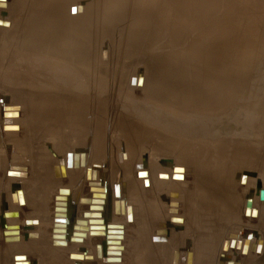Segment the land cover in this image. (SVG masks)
<instances>
[{
    "label": "bare ground",
    "instance_id": "6f19581e",
    "mask_svg": "<svg viewBox=\"0 0 264 264\" xmlns=\"http://www.w3.org/2000/svg\"><path fill=\"white\" fill-rule=\"evenodd\" d=\"M69 1L41 0L42 8L31 12L24 29V34L29 38V46L26 48L32 49L30 51L31 59H28V63L24 57H19L20 64L16 65L15 68L19 66L27 68L26 66L29 65L30 70L34 72L36 77L31 74L28 82L20 76L21 71H16L10 75L6 73L2 88H0L4 92H8V94L2 96L3 102L0 100V136H2L1 128L3 127L6 129L3 136L12 141L10 146L5 144L7 149L6 152L4 150L5 159L0 156V178L2 176L5 180L3 181L5 185L0 183L4 188L0 192V224H6L5 228L0 225V228L4 230L0 229V235L2 234L3 239H1L3 242L8 241L5 247H3V244L1 245L2 242L0 243V249L4 248L0 250V264H9L10 261L11 264H33L34 260L27 258L25 252H30L34 257H38L37 264H122L124 253L122 247L124 246L122 243L124 237L122 235L125 228L122 220L124 218L125 221H128V219L134 221L136 217L140 219H138L139 224L136 223L137 228L140 230V237L137 241L138 246H136L137 252L143 251L139 250L141 243L146 249L145 251L148 252V257H146L150 261L148 264H157L155 262L156 254L155 252L152 253L155 250L153 248L157 247L164 259V263H160L172 264L175 252H178L177 247L179 248L175 245L178 236L172 239L171 237L155 238V236H148L147 232L150 226L147 220L150 217L153 218V215L157 212V208L151 203L152 199L150 197L158 190L163 191L164 189H167V196L162 195L161 199L165 204V208L163 206L161 208L164 211L167 209L166 212L169 215L167 221H160L157 225L160 227L155 228L154 231L161 234L160 236H165L169 230L168 225L177 226L175 229H178L180 225L185 227L184 225L190 226L191 224L196 228L194 226H191L194 228L189 226L185 228L188 232L192 229L190 232L195 231L196 236L198 235L194 237L197 239V241L195 240L197 244H193L195 253L188 250H184L182 253L183 249L177 253L179 264H234L230 260V256H227V252H233L231 250H235V248L237 250L240 248L238 253L259 252L260 254L254 253L256 259L251 260L252 263L250 264H264V242L261 240L262 236H258V233L261 235V232L257 229L248 228L245 224L240 226L237 232L230 231L228 233L229 238L221 240V248L224 252H227L220 253L222 251L220 249L221 251L217 253V250H213L217 242L213 237L214 232H217L216 230L213 231L215 226H212L211 229L210 225L209 229L203 227L206 224H222V222H219L220 220L212 221L209 216L212 212L218 211L216 206L219 207V210H223L222 212L227 210L231 215H238L239 207L236 204H238L237 202L241 197L235 187L237 184H250L249 174L243 170L259 169L261 165H257L258 161L264 158V91L262 93L263 98L260 97L261 93L259 95H252V91L251 94L247 92V95L242 93V88L245 87H243V82H247L244 79L248 78V71L251 70L250 66L260 55L257 48H264V0H241L243 5L238 6L240 7L237 12V14L240 12L239 16L235 17V13L234 19L232 17L228 18L226 21H221L220 24L217 23V20L215 22L212 16L209 21H206L204 3L200 6V3L197 4V1L194 2V0H177L178 4L173 5L175 9L173 6L168 8L166 0H162L161 5H159L161 0H140L142 9L147 5L146 10L148 12L138 22L139 26L135 25L137 31L134 40H132L134 48L139 43L136 38L143 36V33L139 30L152 28V21L157 22V25L155 31L150 30V33H154V36L159 35L157 28L161 26L160 19L162 17L167 19L164 29L159 28L160 32L164 31L165 28L167 29L168 24H171L172 34L180 36L179 34L189 30L192 26L202 25L204 26L203 30L197 36L199 39L206 36L207 40L194 43V48L198 49L197 52L188 50L183 56H178L175 53L165 54L167 56H164L165 58H155L153 56L146 58L145 64L148 70L143 72L148 71L149 76L143 75V82L140 83L143 89L142 95L140 97L127 96L123 99L124 104L118 108L119 111L115 114L112 126L114 133H111V139L113 138L112 140L117 142L116 146L112 145L113 142L108 143L107 146L103 144L104 121L107 122L105 125L111 131L109 127L111 122L108 120L112 115L110 111L103 110L102 106L97 108L95 105L97 101L95 102L94 97L90 100V105L88 104L89 99H91L90 96L89 98L87 96L81 97L82 99H79L80 96L77 97L78 99L74 97L75 100H72L70 94L75 92L77 88L74 90L71 86L78 83V81L75 80L72 84L67 81L71 86L68 83L65 84L68 79L74 81L73 74L77 72L81 74L93 66H90L89 51L85 47V43H83L81 36H78L79 33L86 34L88 32L87 13L90 11L89 4L87 5L84 2L83 5V0L74 2L71 0V3ZM2 3L4 2L2 1ZM115 5V1L110 0L107 10L114 8ZM232 5L234 6V4ZM173 9L175 13L172 16L171 10ZM194 12L198 14L201 12L205 16L203 19L202 17L199 18L198 15H194ZM175 27L183 30H178ZM82 37L85 40V36L82 35ZM172 39L174 38L172 37ZM79 43L82 44V50L77 46ZM4 46L2 47L4 48ZM147 47L149 48L148 45ZM26 48L17 50V53L24 55L27 52ZM21 58L24 59L21 60ZM92 68L96 69L95 67ZM16 69L22 70V68ZM103 72L105 71L103 70ZM81 75L82 77H80L83 80L85 77H83V74ZM63 78L66 79L65 83ZM104 80L106 81V79ZM140 81V78H138V84ZM87 82L89 83V81ZM91 83L90 85H92ZM104 83L101 82V85ZM101 85L98 87H101ZM82 86L80 90H82ZM59 90L63 91L64 96L62 97L64 98H62L61 103L58 102L61 105L58 104L56 107L55 102L58 99L59 94L57 92ZM98 91L100 90L98 89ZM44 93L45 95L48 93L55 94V101L52 98L54 95L51 98L48 95L47 97L43 96L44 108L42 107L43 109L40 112L34 111V109L36 110L35 107L40 104L41 96ZM7 95L10 96L9 100L14 102L25 100V106L30 109L26 118L18 111V113L15 111L16 115L9 116L7 114L8 116H6L3 114L5 117L2 118L1 111L8 109L9 107L5 105L11 103H5L8 99ZM113 97L115 96L113 95ZM99 103L101 104V102ZM125 103H128V106ZM9 114L11 113L9 112ZM2 120L3 122H1ZM19 121L25 123L24 136H21V138L38 142V140L49 136L53 141L52 143H55L54 146L57 151L60 152L62 149V151H65V155H56V166L53 169H51L52 165L48 167L46 163L40 167H31L32 172L30 171V173L32 176L29 177L33 185L31 188L27 186L28 183L21 187L12 181L16 178L23 179L29 176V170L25 164H21L23 162L19 163L15 159L16 157H12L16 154V148L18 149L14 140H18L16 137L20 135L19 133L16 136L20 128ZM231 122L237 123V130L236 127L230 124ZM72 124L79 127L75 128ZM58 130H62V132L58 133ZM26 132L28 133L25 134ZM87 133L91 134L90 141H88L90 144L87 145L89 146L88 151L84 148L86 152L82 159V149L79 152V150L76 151L77 149L68 150V147L71 142H74L72 140L86 138ZM252 135L255 138H252ZM63 138L65 140L64 144L68 147L62 145ZM2 140L3 138L0 137V142ZM152 141L154 142L153 145L151 144ZM147 147L151 153L149 167H146L148 165H146L143 158L141 161L142 167L136 168L137 164L139 165L138 157L140 153ZM9 150L12 153L10 155ZM23 150L26 152V146ZM87 152L90 155L86 154ZM158 158L167 161L161 162L165 163L164 165L157 164ZM257 158L258 160L253 161ZM13 159L14 161L10 163ZM38 159L42 160L40 157ZM1 160H4V163H1ZM90 161L96 162L95 164L98 166L93 163L90 164V180L93 181L87 187L88 198L82 199L81 196L76 197L75 192L84 183V179L80 180L79 178L85 173H89L87 166ZM114 168H116V171L111 182L113 187L111 192V186H108L110 185V179L107 170ZM187 171L193 173V181L189 186H187L189 184L187 182ZM50 176L51 179L53 177V180L56 181L54 182L56 185L58 183L56 189L61 188L51 196L50 203L54 207V203L59 202L61 207L57 215H53L54 212L51 208V226L47 237L43 228L36 225L42 230L40 233L34 226L35 223L39 224L41 222L40 224H43L47 220V213L45 215L42 209L38 210L42 208L43 202L40 206L36 199L28 196V191L35 192L38 201L43 200V182L45 183V180L48 182ZM64 176H67V179L71 176L72 180L69 179V182L73 185L69 191L67 189L63 190L65 187L59 185L60 181L64 180L62 179ZM236 176H238V179L235 178ZM143 186H149V190L147 191ZM217 187H224L226 190L218 192L216 191ZM251 191L252 189L248 190L243 202L242 216L246 218V222H251L252 219L256 218L264 223V186L262 188L257 187L256 191L253 190V197L248 201ZM125 195L127 197L126 201L121 198ZM256 197L263 202L261 207L257 206ZM177 198H181L184 202L183 205L187 209V214L190 215V217L186 215L187 219L182 218L183 215L181 216L179 212H177L178 214L169 213L171 208L177 206ZM90 200L94 202H89ZM24 203H26V206L37 203L38 206H34L33 209L38 210V213L35 212L36 216L34 214L32 217H28L27 224H32L30 226L33 229H30V232L26 230L25 234L22 235L18 220L21 217L19 206L24 205ZM179 204L182 205L180 202ZM91 205L97 208L90 210ZM10 206L11 208H9ZM82 206H85V211H80ZM246 206L255 208L256 212L247 214ZM13 211H16L17 214H12ZM89 212L97 214V216H88ZM37 214L39 215L37 216ZM72 214L74 215V222L71 221ZM120 216H123V218L118 221ZM180 217L183 219L182 223H179ZM225 218L229 220L232 216L228 217L229 219ZM103 221H106V228L110 232H102ZM167 222L168 225H166ZM230 222L226 221L227 224H231ZM46 228L44 229L46 230ZM90 229H97V232L90 234ZM120 229H122L121 233L119 232ZM169 231H171V228ZM188 232L186 231V233ZM70 233L73 235H70ZM181 235L183 236V234ZM52 236L54 243L51 242ZM107 236H109L111 243L102 244ZM240 236H243V239L239 238ZM259 237L260 241H257ZM47 240H49L51 246L46 243ZM139 240H141L140 243ZM146 240L150 243H147ZM186 243L187 241L184 240L183 246H187ZM70 246H73L74 249L65 254V248L69 249ZM104 252L107 254H104ZM113 257H117L119 260H109ZM143 259L145 260V258ZM245 260L243 263H245ZM136 261V259H133L134 264H138V261Z\"/></svg>",
    "mask_w": 264,
    "mask_h": 264
},
{
    "label": "rangeland",
    "instance_id": "374dc122",
    "mask_svg": "<svg viewBox=\"0 0 264 264\" xmlns=\"http://www.w3.org/2000/svg\"><path fill=\"white\" fill-rule=\"evenodd\" d=\"M2 1L4 3H2ZM5 1L4 0H0V25H1V27H0V88H2V84L4 82V77L6 76V73H8L10 75V74H12V73H14L16 71H21L20 76H22V78H24V80L28 81V82H29L28 78L31 76V74L33 75V77H36V76H34V72L32 70H30L29 65L26 66L27 68H25L24 66L16 67V68H22V70L16 69L15 66L20 64L19 57H24L27 61H28V59H31L30 58V56H31L30 51L32 49L26 48V47L29 46V43H28L29 38L24 34V29H25V26L27 25L28 18L31 16V12L34 11V10H39V8H42L41 4H40L41 0H5ZM72 1L74 2L76 0H72ZM72 1L70 0L69 3H71ZM87 1L88 0H83L82 3H83V5L85 3L87 5L89 4L90 11L87 13V21H88V24H87L88 25V30L87 31L88 32L84 31L85 33L86 32L87 33L86 34L79 33L78 36H81V39H82L83 43H85V47L89 51V57L90 58L92 57L91 59L89 58L90 66L93 65L92 67H95L96 69L90 67L88 69V71H85V72L83 71L81 73V74H83V77H85V78H83V80L81 79L82 75L78 74V72H77V73L73 74L74 81H72L71 79H68V78H67L68 80L63 78L64 79L63 82L65 83V80H66L65 84H67L68 82H71V84H72V83L75 82V80H76V82L78 81V83L72 84V86L70 85V83H68L72 88H74V90H75V88H77L75 90V92H72V94H70V95H72V97H71L72 100H75L74 97L76 99H78L79 96H80L79 99H82L83 97L87 96V98H89V96H90L91 99H89V101H88V104L90 105L89 102H91L90 100H92L93 99L92 97H94V100L96 99L95 102L97 101V103L95 104L97 108L102 106L101 108L103 110L110 111V114H112V115H110L108 120L111 122L110 126H109L111 128V131L108 130L107 126L105 125L107 122L104 121V128H106V129L103 128V144H106L105 146H107L108 143H112L113 142L112 145L114 144L116 146L117 142L112 140L113 138L111 139V137H112L111 133H114L112 131V126H113L115 114H116V112L118 113V111H119L118 108H120V106H122L124 104V100L123 99L127 98V96H129V97H131V96L132 97H134V96L140 97L142 95L143 89H142V86L140 85V83L142 84V82H143L142 81L143 77H144L143 75L149 76L148 75L149 74L148 71L143 72L145 70H148V68L146 69L147 66L145 64L146 58H148L149 56H153L155 58H165L164 56H166L168 54H170V55L171 54H175V53L178 54V56H183L184 53L186 51H188V50H190L191 52H197L198 49L194 48V43H196L198 41L200 42L202 40H207V39H206V36L203 39L200 38L201 40L198 38V36H199L198 33H201V31L203 30V27H204L202 25L201 26H199V25L192 26L189 30L183 32L182 33L183 35L179 34L181 37L178 36V35L175 36V34H172V26H171V24H168L167 29L165 28L164 31L160 32L159 28L161 27L162 30L164 29L165 21L167 19L166 17H162L160 19L161 26H159L157 28L158 31H159V35H155L154 36L153 35L154 33H150V30L155 31L156 25H157V22L152 21V23H151L152 28H146V29L139 30V31H141L143 33V36L140 37V38L138 37L139 40H138V38H136V41L137 42L139 41V43H138V46L136 48H134L133 45H132V40H134L135 32L137 31L135 29L136 28L135 25L139 26L138 22L140 21V19H142L144 17L145 13L148 12L146 10L147 5H145L143 7V9H142V5L140 4V0H113V1H115L116 5L114 6V8L107 10L108 9V2L110 0H90L88 2ZM161 2H162V0L159 2V5H161ZM165 2L168 5V8L169 7L171 8L173 5L178 4L177 0H169V2H168V0H166ZM194 2H196L197 4L199 2L200 6H202V4L204 3L203 6H204L205 13H206V21H209L211 16H212L213 19L215 20V22L217 20V23H219V24L223 20H225V21L228 20V18L232 17L234 19L235 17H238L239 14H240V12L237 14V12H238V10L240 8L238 6H242L243 5V2H241V0H194ZM190 3H193V2H190ZM212 4H214V5H212ZM232 4H234L235 8H234V6ZM173 8L175 9L174 6H173ZM174 9L171 10L172 16L175 13ZM235 13H236V16L234 17ZM194 15L195 16L198 15V17L199 18L202 17V19L205 16L204 14H201V12L199 14L194 12ZM141 25H143V24H141ZM207 25L210 26V24H208V23H207ZM137 28L141 29L140 27H137ZM175 28H177L178 30H183V29H179L178 27H175ZM146 30H148V31H146ZM82 35L85 36V40L83 39ZM171 36L174 39H172ZM4 44H5V46H4ZM81 45L82 44H80V43L77 44V46H78V48L80 50H82ZM147 45L149 46L150 49L147 47ZM2 46H4V48ZM1 47H2V49H1ZM24 48H26V50H27V52L24 55H20V54L17 53V50L24 49ZM151 48H154L155 50L154 49L151 50ZM263 49L264 48H257L258 54H260V55L256 59V61L254 60L255 62L250 66L251 70L248 71L249 72L248 75H247L248 78L244 79V81L247 80L246 83L243 82L245 84V85L243 84V87L244 86L245 87L242 88V93H244V95H247L248 93L251 94V91H252V95L253 94L254 95H256V94L259 95L261 93L260 97L261 98L264 97V96L262 97V93L264 91V87H263L264 86V77H263L264 76V72H263L264 71L263 70L264 69V51H263ZM160 53L164 54V55H161ZM257 55H256V57H257ZM24 58H21V60L24 59ZM94 62H96V63H94ZM28 63H29V61H28ZM99 63H100V65H99ZM96 65H97V67H96ZM252 66H253V68H251ZM99 69H100V72H99ZM93 70H94V72H93ZM95 70H97V71H95ZM103 70L106 73L103 72ZM260 72H262V73H260ZM86 73H87V75H86ZM143 73H145V74H143ZM96 74H97V76H96ZM137 74H139V75L137 76ZM260 74H262V75H260ZM252 75H253V77H252ZM92 77H94V78H92ZM101 77H102V80H101ZM103 77H105V78H103ZM86 78H87V81H89V83L86 81ZM138 78H140V80H141L139 82V84H138ZM92 79H93V81H91ZM94 79H96V80L94 81ZM104 79H106V81ZM252 80H253V82H252ZM100 81L102 83H104V81H105V83H104L105 85L104 84H103L104 86L101 85ZM250 81H251V83H250ZM94 82H96L95 84L97 86L95 84H94V86H92ZM82 83H84V84L87 83V84L84 85ZM90 83L92 85H90ZM257 83H258V85H257ZM246 84H248V85H246ZM100 85H101V87H98ZM81 86H82V90H80ZM84 86H85V88L87 90H84L85 89ZM88 86L89 87L91 86L92 88H89ZM247 86H248V89H247L248 91L246 90ZM101 88H102V92L103 93L101 92ZM91 89L94 90V91H92ZM98 89L100 91H98ZM0 90H1L0 91V100L3 102L2 96L6 95V93L8 94V92H6V91L4 92L2 89H0ZM105 90L107 92H110L111 94L107 93ZM112 90H113V92H112ZM244 90H246V91H244ZM249 90H250V92H249ZM258 90H259V93H258ZM82 91L83 92L85 91L86 93L85 92L83 93ZM97 91L100 94L96 93ZM60 93H61V95H60ZM104 93H105V95H104ZM57 94H59V95H58V97L57 96L56 97L58 99H60V100L55 98V94H53L54 96L52 94H49V93L47 94L48 97L50 96L49 98H51L53 96L52 98H54L53 99L54 101L56 99V102H55L56 103L55 104L56 107L59 104L58 102L60 101V103H61L62 98H64V97H62V96H64L63 91L59 90L57 92ZM47 95H45V93H44L41 96V100L39 102L40 104H38L37 107H35L36 110L34 109V111H39L40 112L44 108V104L42 103V100H43V98L45 96L47 97ZM113 95L116 98L113 97ZM263 95H264V93H263ZM7 96H8V99H7V101L5 103L6 104H8L9 102H11V103H9L8 105H5V106H8L9 108L6 109V110H2L1 111V116L3 114H5L6 116H8V115L10 116L12 114L14 115L15 111L16 112L18 111L21 115H24L23 117L26 118L27 115H28L27 112L30 111V109L27 106H25V100H22L23 102L22 101H19V102L15 101L14 102V101L9 100L10 99L9 95H7ZM98 96H99V98H98ZM109 97H110V99H109ZM20 98H21V96H20ZM100 99L102 101H99ZM106 100H107V102H106ZM1 101H0V105H1ZM99 102H101V104ZM125 104L128 106V103H125ZM59 105H61V104H59ZM109 105H110V108H109ZM19 107H21V108H19ZM103 107H105V108H103ZM103 110L101 112H103ZM8 111L11 114H9ZM4 117L5 116L3 115L2 118H4ZM1 122H3V120ZM18 124H19L20 128H19L18 134L16 136H18L19 133H20V135H19L20 137L18 136V137H16L18 140H14L15 144L18 146V149L16 148L15 156H12V155L11 156L12 157H16L15 159L19 163L23 162L21 164H25L26 168H28V170H29L28 171L29 172L28 173L29 176L28 177H24L25 179L24 178L23 179L16 178V180H12V181H14L15 183L19 184L21 187L24 184L28 183L27 186L31 188V187H33L31 181L29 180V177L31 178V176H32L31 173H30L31 167H33V168L40 167V166H42V165H44L46 163L48 167H50L52 165L51 169H53L56 166V159H57L56 155H59V156L65 155V151H62L63 149L60 152L57 151V149L54 146L55 143H52L53 141L49 138V136L43 138L42 140H38V142L33 141V140L29 141L28 139L25 140L24 138H21V136L22 137L24 136L23 133H24V129H25V123H24V121H19ZM76 124H77V122H76ZM230 124L232 126L236 127L237 123L231 122ZM72 125H74L75 128L79 127V126H76L75 124H72ZM1 129H2L1 130L2 136H0V137H2L3 140H2V142H0V156L3 159H5L4 156H5V152L7 151V149L5 147V144H9V146H10V145H12V141L11 140H7L6 136H3V132L6 129L3 128V127ZM236 130H237V127H236ZM61 132H62V130H58V133H61ZM4 133H6V132H4ZM27 133L28 132H26L25 134H27ZM104 133H105V135H104ZM263 133H264V130H263ZM90 135L91 134L89 133L86 136V138L88 137L87 138L88 140L86 138H76V140H72L74 142L73 143L71 142L69 147L64 144L65 140L63 138L62 139V145L67 146L68 150L69 149H73V150L77 149L76 151L79 150V152H80L81 149H82L81 158L83 159L84 156H85V152L88 151V149H89V146H87V145L90 144V142H88V141H90ZM251 137L253 138L254 135H252ZM8 139H10V138H8ZM22 139H24L25 141L22 140ZM28 141H29V143H28ZM151 144L153 145L154 142L152 141ZM60 145H61V143H60ZM25 146L27 148V150H25L26 152H24V150H23L25 148ZM84 148L86 149V151H85ZM144 149L145 150L142 153H140V155L138 157L139 165L137 164L136 168L142 167L141 161L143 160V158H144V160L146 162V165H148L146 167H149V161L151 159V157H150L151 153L149 152L150 150H149L148 147L144 148ZM4 150H5V152H4ZM10 151L11 150H9V155L11 153ZM83 151H84V153H83ZM86 154H89V153L87 152ZM39 157L42 158V160L38 159ZM263 159L261 161H258L259 163L257 165H261L260 168L258 167L259 169H257V170L256 169L255 170L254 169L253 170L252 169H250V170L247 169L246 171L243 170L244 172L249 174L248 175L250 177L249 180L251 181L250 184H248V185H239V184H237L236 187H235L236 191H238L239 194L237 192L236 193L241 197L238 200V202H237L238 204H236V206L239 207L238 215H233V214L231 215L225 209H224L225 212H222L223 210H219V207L216 206L218 211H216V212L214 211L215 213L212 212V214L209 215V216L211 217L212 221H219L220 220L219 222H222V224H218V225L217 224H206L205 226H203V227H205V229L206 228L209 229V225H210V229L215 226L216 229L213 228V231L216 230L217 232H214L215 234L213 233L214 234L213 237H214L215 241H217V242H216L213 250H217L218 251V252L216 251L217 253H219V251H221L220 249H222L221 248V242H222L221 240L222 239H225V240L228 239L229 238L228 233L230 231L237 232L238 228L240 226H244L245 224H246L245 225L246 227L257 229L259 232H261V235H260V233H258V236H260V237L262 236L261 240H263L262 242H264V232L261 231V230L264 231V223L261 220H258L256 218L252 219L251 222H249V221L246 222V220H245L246 218H244L242 216L243 213H241L242 205H243V202L245 201V198H246L248 190L252 189V193H253V190L256 191L257 187L258 188H262L264 186V182H263L264 181V160ZM40 160H41V163H40ZM255 160H258V158L254 159L253 161H255ZM13 161H14V159L11 160L10 163H12ZM38 161H39V163H38ZM162 161H167V160L162 159V158H158L156 163L164 165L165 163H161ZM145 162L143 163V167L145 165ZM262 162H263V164H262ZM1 163H4V160H1ZM88 163L89 164L87 166V171H89V173L87 172L84 175L81 174L82 176L79 179L80 180L84 179L83 180L84 183L81 184V186H79L77 188V190L75 189L76 190V192H75L76 197L81 196L82 199L88 198L89 192L87 191V187H89V183L93 181V180H90V164L92 165V163H93L94 165L98 166L97 164H95L96 162L94 163V162L90 161ZM109 164H110V161H109ZM110 167H111V165H110ZM186 168H188V167H186ZM107 171H108V176H109V179H110L109 180V184L110 185H108V186L112 187L111 182L114 179V172L116 171V168H114L112 170H107ZM232 171H233V169L231 170V173H232ZM187 172H188L187 173V182H189V184H187V186H189L190 184H192V181H193L192 180V174L193 173L191 171H187ZM259 172H261L260 173L261 175L259 174ZM64 177H62V179H64V180H61L59 185L65 187V188H63V190L67 189L69 191L72 188V185H73L72 183L70 184V182H69V179H71V176L68 179H67V176L65 178ZM49 178L50 179L48 180V182H46V180H45V183L43 182V187H44V189H43V191H44L43 200L40 199V201H38L37 194L35 192L31 193L26 188L27 191H28V194H29L28 196H30L31 198L36 199V202L40 203L39 204L40 206H41V202H43L42 203V205H43L42 207H43L44 214L46 215V213H47V216H46L47 220L44 221L43 224H40L41 222L39 224L35 223L34 226L36 227V225H37L39 228H43L44 234H46L47 237L49 235L48 233H49V229H50V226H51L52 211L54 212L53 215H57L58 212L60 211L59 208L61 207L60 206L61 204L59 202L58 203H54V207H53V204L50 203V201L52 200L51 196H53L54 193L56 192V190H57L56 186L58 185V183H57V185L54 183L56 181L53 180V177H52V179H51V176ZM235 178L238 179V176H236ZM3 181H5V180L1 176L0 183H4ZM27 181H30V182H27ZM30 184H31V186H30ZM4 185H5V183H4ZM66 185L67 186L69 185L70 187L69 186L67 187ZM111 187H110V191L112 192L113 187L112 188ZM143 187L147 191L149 190V186H143ZM8 188H9V184H8ZM172 188H176V187H172ZM1 189H4L3 185H0V192H1ZM60 189H58L57 191H59ZM237 189H239V190H237ZM222 190H226V189H224V187H217L216 191L221 192ZM166 191H167V189H164L163 191L162 190L161 191L158 190L157 192L152 194L153 195L152 197H150V199H152L151 203L154 205V207L157 208V212L155 213V215H153V218L152 217L149 218L150 221L147 220L148 224H150L149 228L147 229L148 236H152V237L155 236V238L156 237L157 238L158 237H160V238L161 237H163V238L171 237V239L173 237L176 238L178 236L177 237L178 241L175 243L176 246H179V248L177 247V251L179 252L181 249H183L181 251L182 253L184 252V250L185 251L188 250L189 252L195 253L194 252L195 251V248H194L195 246L193 244L194 243L197 244V242H196L197 239H195L194 237H197L198 235L196 236V232L195 231L193 233L190 232V231H192L191 228L195 227L194 225H191V224H190V226L189 225H184L185 227L186 226H189V227L194 226V227L190 228L191 230L189 232H188V230L185 227H183V225L182 226L180 225L178 229H175L177 226L173 227L172 225L171 226L168 225V229L170 230V228H171V231L168 230L169 232L167 231L166 232L167 235L165 234V236H160L161 234H159V233L154 231L155 228H159L160 227V226H157V225H159L158 223L160 221H167V218H168L167 216L169 215V214L167 215V213H168V212H166L167 209L165 211L163 210V208H165V204L163 203V201L161 199L162 195H164V194L166 195ZM85 195H87V196H85ZM252 197H253V194H252ZM121 198H124L125 201L127 199L126 195H125V197L121 196ZM179 199L177 200V203L179 204V202H180V203H182V205H180V204L178 205L177 204V206L175 208H171L169 210V213L170 214H178L177 212H179V214L181 216L183 215L182 218L187 219L186 215L188 216L189 214H187V211H186L187 209H185L186 207H185V205H183L184 202L181 200V198H179ZM256 199H257L256 200L257 206L261 207L263 202L261 200H259L257 197H256ZM37 203L29 204L27 206H26V203H24V205L21 204L19 206V211H20V216L21 217L18 220V224L20 225V231H21L22 235L25 234L26 230H29V232H30L31 231L30 229H33V227L30 226L32 224H27V222L29 220L28 217H32V216H34V214L36 216L35 212H38V210L35 211V209H33V208H34V206H38ZM233 205L235 206V204H233ZM162 206H163V208H161ZM9 208H11V206ZM51 208H52V211H51ZM166 208H167V206H166ZM181 208H183V209H181ZM85 209H86L85 206L80 207V211H82V210L85 211ZM185 211H186V213H185ZM164 212L166 213V215H165ZM83 213H85V212H83ZM38 215L39 214H37V216ZM212 215H214V216L212 217ZM230 215L232 216V218L234 220L232 218H230L231 217ZM189 217H190V215H189ZM189 217H188V219H189ZM225 217H227V218L229 217L230 219L228 218L229 220H226ZM239 217H240V220H239ZM44 218H45V216H44ZM121 218H123V216H120V219L119 220L117 219V220L121 221L122 220ZM182 218L180 217L179 223L183 222ZM213 218H215V219H213ZM138 219L139 218L136 217V219L134 221L131 220V219H130V221H129V219H128V221H125L124 218L122 220L123 223H124L123 225L125 227L124 228V234L122 235L124 237L123 241H122V243L124 245V246H122L123 250H124L123 251L124 253H123V256H122V261H121L122 264H125V263L126 264H130V263L134 264L133 259H136L138 261V264H148V262H150L149 259L146 258V257H148V255H147L148 252L145 251L146 249L140 243L141 240H139V243L141 245L139 247V250H143V251H140V253L137 252V247L136 246H138L137 245L138 244L137 241H138V238L140 237V234H139L140 230H139V228H137V224H139L138 221L140 220V219L139 220ZM162 219H164V220H162ZM222 219L226 220L227 222L231 221L230 222L231 224H229V223L227 224L226 221H223ZM242 221H243V223L244 222L245 223L243 224ZM247 225H250V226H247ZM38 227H36V229H37V231H39L41 233L42 230H40ZM44 228H46V230ZM183 228H185V229H183ZM0 229L3 230V228H0ZM1 230H0V232H1ZM52 231H53V229H52ZM179 231H180V233H178ZM186 231L188 233H186ZM181 234H183V236ZM1 237H2V234L0 235V243L2 242L1 244H3V247H5L6 246V242H8V241L5 240L4 241L5 243H4L1 240ZM220 237H222V238H220ZM260 237H259V239H257V241L258 240L260 241ZM239 238L243 239V236H240ZM2 239H3V237H2ZM53 239L54 238L52 236V240H51V242L53 241L52 243H54ZM216 239H218V240H216ZM147 240L149 241L150 239H147ZM184 240L187 241V243H186L187 246L186 245L183 246V241ZM21 241H22V239H21ZM148 241H147V243H150ZM240 241H242V240H240ZM46 243L49 244V240H47ZM261 244H263V243H261ZM49 246H51V244H49ZM3 247L0 250H3L4 249ZM73 249H74L73 246H70L69 249L65 248V254H67L69 251H71ZM239 249L240 248H238V250ZM153 250L154 251H152V253L155 252V254H156L155 255L156 259L154 258L155 262L157 264H161L160 262L164 263V259L162 258L158 248L157 247L153 248ZM238 250L235 248V250H231L233 252H230V251L229 252H227V251L224 252V250L222 249L223 252L221 251L220 253H226L227 252V256H230L229 258H230V260L232 262H234V264H239V263L240 264H247L248 262H249L248 264H250V263H252L251 260L256 259V255L255 254L256 253L260 254L259 252H255V251H252V253H246V254H244L243 252H240L241 253L240 254V253H238L239 252ZM178 252H175V257L172 260V264H179V262H178V254H177ZM1 253H3V252H1ZM29 253L30 252H25V255H27V258H32V260H34L33 264H37L36 261H39V259H37L38 257H36V256L34 257L32 255V253H30V254ZM85 253H87V252H85ZM134 253H135V255H133ZM137 254H138V256H137ZM142 256H143V258H145V260L142 258ZM244 260H245V263H243ZM10 262H9V264H11ZM192 264H194V263H192Z\"/></svg>",
    "mask_w": 264,
    "mask_h": 264
},
{
    "label": "water",
    "instance_id": "95a60500",
    "mask_svg": "<svg viewBox=\"0 0 264 264\" xmlns=\"http://www.w3.org/2000/svg\"><path fill=\"white\" fill-rule=\"evenodd\" d=\"M251 198H252V191L249 193L248 201H250ZM248 201H247V202H248ZM89 202H94V201H91V200H90ZM94 208H97V207H96V206H92V205L90 206V210H93ZM255 212H256L255 208H250L249 206H246V213H247V214H249V213H252V214H253V213H255ZM11 213H12V214H17L16 211H13V212H11ZM88 216H92V217H93V216H97V214H94V213H92V212H89V213H88ZM89 219H90V218H89ZM74 220H75V219H74V215L72 214V220H71V221L74 222ZM102 223H103V224H102V225H103L102 232H103V231H106V232L109 231V229L107 230V228H106V227H107L106 221H103ZM84 224H85V223H84ZM0 225H2L4 228L6 227V224H4V223H1ZM166 225H168V222L166 223ZM14 227H16V226H14ZM119 227L122 228L121 225H119ZM91 228H92V227H91ZM121 230H122V229L119 230L120 233H121ZM89 232H90V234L95 233V232H97V229H90ZM109 232H110V231H109ZM70 235H73V234L70 233ZM104 241H105V242H102V244H105V243H107V244H108V243H111L109 236H107L106 239H105ZM104 254H107V253L104 252ZM109 260H119V258H117V257L114 258V257H113V258H110Z\"/></svg>",
    "mask_w": 264,
    "mask_h": 264
},
{
    "label": "crops",
    "instance_id": "0c3cea01",
    "mask_svg": "<svg viewBox=\"0 0 264 264\" xmlns=\"http://www.w3.org/2000/svg\"><path fill=\"white\" fill-rule=\"evenodd\" d=\"M41 209L43 210V207H42V208H40V209H38V210H41ZM37 213H38V212H37ZM42 213H43V212H42ZM1 238H2V237H1ZM1 240H2V239H1ZM1 245H2V244H1Z\"/></svg>",
    "mask_w": 264,
    "mask_h": 264
},
{
    "label": "snow or ice",
    "instance_id": "6c2138e0",
    "mask_svg": "<svg viewBox=\"0 0 264 264\" xmlns=\"http://www.w3.org/2000/svg\"><path fill=\"white\" fill-rule=\"evenodd\" d=\"M75 11V10H74Z\"/></svg>",
    "mask_w": 264,
    "mask_h": 264
}]
</instances>
